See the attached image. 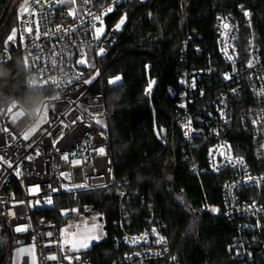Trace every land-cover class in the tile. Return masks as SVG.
<instances>
[{
  "label": "built area",
  "instance_id": "1",
  "mask_svg": "<svg viewBox=\"0 0 264 264\" xmlns=\"http://www.w3.org/2000/svg\"><path fill=\"white\" fill-rule=\"evenodd\" d=\"M134 1L109 0L98 6L96 0H74V3L0 0V68L19 56L25 65L26 90L32 91L39 85L47 94L56 90L60 97L48 105L45 118L39 117L30 125L24 123L25 113L15 109V104L6 111L0 108V156L4 157L0 160V219L5 220L16 245H35L37 264H91L84 252L73 251L63 243L66 225L60 228L54 219L39 217L36 211L58 208L64 218L76 213L89 214L94 211V205L80 200L82 195L120 185L112 178L104 99L92 90L103 75L105 58L127 24L126 15L124 24L116 28L126 13L114 21L112 17L121 6ZM245 12L251 13L250 18ZM242 14L251 25L253 13L245 9ZM224 23L230 27L223 28ZM99 27L104 28V33L97 38L95 32ZM215 27L217 57L210 55L206 67L184 70L179 87L171 91L177 98L175 126L181 129L183 142L191 150L197 148L196 140H212L207 153L210 171L230 172L221 204H207L201 212L234 226L236 236L231 250L238 264H264V211L261 210L264 207V57L253 30L246 54H241L240 27L234 16L220 17ZM28 28L32 31L28 32ZM14 30L15 38L9 40ZM190 44L188 37L185 54ZM101 48L105 50L103 55ZM193 50L198 55L202 53L199 46ZM82 59L87 63H79ZM225 74L230 78L226 79ZM40 75L44 79L56 78L58 85L50 82L44 86ZM85 80L92 82L87 84ZM244 89L253 100L240 101ZM236 106H243L239 109L238 122L251 133L254 156L251 163L245 155L238 154L228 138L235 123ZM97 113L102 123L93 118ZM25 133H30L27 139ZM100 147L105 149L104 154L98 151ZM65 155L68 160L64 159ZM239 157H243V164L235 163L234 158ZM17 170L20 175L16 174ZM190 170L195 176L200 175L199 164L194 159ZM36 186L39 190L33 191ZM119 191V214L113 223L116 232L111 236L118 256L111 264H180L171 253L166 225L155 203L122 185ZM57 197H63L64 202L56 203ZM132 200L141 202L142 222L134 219L140 212ZM19 226H27V230L16 231ZM159 237H164V241L158 242ZM133 238L137 242H131ZM51 256L57 259L52 260Z\"/></svg>",
  "mask_w": 264,
  "mask_h": 264
},
{
  "label": "trees",
  "instance_id": "2",
  "mask_svg": "<svg viewBox=\"0 0 264 264\" xmlns=\"http://www.w3.org/2000/svg\"><path fill=\"white\" fill-rule=\"evenodd\" d=\"M108 1L96 0V4L100 6ZM245 9L253 13L251 25L242 14ZM123 13L127 15L123 35L105 58L103 75L92 90L105 103L112 178L119 186L155 203L166 225L171 253L180 264H238L231 250L236 236L234 226L201 212L207 204H221L230 172L210 171L207 153L212 140H196L198 146L193 150L184 144L182 131L175 126L177 98L171 91L179 87L184 70L206 67L210 55L217 57L215 25L220 17L231 15L238 21L243 56L253 30L264 57V0H136L121 6L112 20ZM188 37L191 44L185 54ZM194 46L201 48V55L193 50ZM25 75V65L19 56L2 66L0 94L9 97L27 94ZM116 76L121 79L110 84L109 80ZM244 91L240 101L253 100ZM242 108L236 106L235 123L228 138L238 154L245 155L251 163L254 162L251 133L238 122ZM193 159L199 164V176L190 170ZM119 186L81 196L80 200L94 205L92 214L101 216L108 232L107 241L84 252L91 264H111L118 256L111 236L116 232L113 223L119 214ZM262 191L264 204V187ZM62 198H55V202L63 203ZM131 203L140 212L134 219L142 222L141 202ZM36 213L54 219L60 228L73 216L62 217L58 208ZM15 246L5 220L0 219V264H13Z\"/></svg>",
  "mask_w": 264,
  "mask_h": 264
},
{
  "label": "snow or ice",
  "instance_id": "3",
  "mask_svg": "<svg viewBox=\"0 0 264 264\" xmlns=\"http://www.w3.org/2000/svg\"><path fill=\"white\" fill-rule=\"evenodd\" d=\"M68 2H69V3H74V0H68ZM241 7H243V6H241ZM22 11H26V9H22ZM108 11L110 12V11H112V9L109 7V8H108ZM73 14H74V13H73ZM245 15H246V16H249V18H250L251 13H250V12H245ZM96 19H97V20H100V23L103 24V21L101 20V18H100L99 16H97ZM125 19H126V14H125L124 18H122V19L120 20V22L116 25V28H117V29H119V28L124 24V20H125ZM229 27H230L229 24H227V23H224V24H223V28L228 29ZM27 31H28V32H31L32 29H31V28H28ZM103 33H104V28H103V27H99V28L96 29L95 35H96V37L98 38V37H99L100 35H102ZM15 35H16V33H15V30H14L13 33H12V35H10V36L8 37V39H9V40H13V39L15 38ZM104 51H105V50H104L103 48H101V49H100V54L103 55V54H104ZM79 63L84 64V63H87V61L82 59L81 61H79ZM249 67H252V62H251V61H249ZM98 74H99V73H97V75H98ZM40 78H41V81L43 82V85H44V86H45V85H48L50 82H51V84H53V85H58V80H57L56 78L44 79L42 75H40ZM225 78L228 79V78H230V77H229L227 74H225ZM120 79H121V77L116 76V77L110 79V80H109V83H110V84L116 83V82L119 81ZM91 82H92L91 80H85V81H84V83H87V84H90ZM193 86H194V85H193ZM262 94H264V90H262ZM52 99H53V100H59L60 97L57 96V97H53ZM9 112H12V110L10 109ZM47 114H48V105L46 104V105L44 106L42 112L40 113V116H39L40 119L45 118V117L47 116ZM98 116H99L98 113H97V114H93V118H96V122H97V123H102V122L98 119ZM253 122L256 123L255 120H254ZM188 123L190 124V121H189ZM32 131H34V129H33ZM29 134H30V133H25V134H24V139H27ZM98 151H99L101 154H104V153H105V149H104L103 147H100V148L98 149ZM64 159H65V160H68V156L65 155V156H64ZM0 160H4V157L0 156ZM234 161H235V163H238V164H243V163H244V161H243V157L234 158ZM5 163H8V166H9V167L12 166L11 163H10L9 161H5ZM75 163H80V161H75ZM16 174H17V175H20V171L17 170V173H16ZM61 175L65 176V177H68V176H69L68 173H61ZM248 179L251 180L252 177H248ZM74 187H76V188H79V187H86V185H74ZM38 190H39V186H36V188L33 189V191H38ZM54 190H55V189H54ZM47 202H48L49 204H51V203H52L51 198H48ZM37 203H38V201H37ZM261 210L264 211V207H262ZM214 211H218V209H214ZM12 214L14 215V213H12ZM98 227H99L98 225H93L92 228H88L87 226H85V229H84V231H83L82 233H79V232H78V233H71V234L68 233L67 230L65 229V230H64V240H63V243H64L65 245H70V246H71V249H72L73 251H77V252H78V251H80L81 249H86V248L89 246V243H90L92 240H99V239H100V235H98V234H97V231H96ZM26 230H27V226H19V227L16 228V231H18V232H19V231H26ZM152 231H155V229H152ZM48 235H51V233H48ZM145 235H147V234H145ZM164 239H165L164 237H159V241H158V242H163ZM131 242L135 243V242H137V239H136V238H133ZM20 251H25V250L22 249V250H20ZM27 251L32 255L33 264H35V245L31 246V248L28 249ZM49 258L52 259V260H56V259H57L56 256H51V257H49ZM64 258H65V259H68V260H72V259H73V257H71V256H65ZM173 259H175V258L173 257Z\"/></svg>",
  "mask_w": 264,
  "mask_h": 264
},
{
  "label": "rangeland",
  "instance_id": "4",
  "mask_svg": "<svg viewBox=\"0 0 264 264\" xmlns=\"http://www.w3.org/2000/svg\"><path fill=\"white\" fill-rule=\"evenodd\" d=\"M141 1H146V0H141ZM93 225L99 226L96 231L97 234L100 235V239L92 240L86 249H81L78 252L88 251L89 249L92 248V246L108 240V232L105 228V223L102 221L101 216L99 214L76 213L73 214L72 218L69 220V223L64 227L63 232L66 229L67 232L71 234L78 232L82 233L85 229V226H87L88 228H92ZM31 246L33 245L32 244H25L19 246L16 245L13 248V254H12L13 264H33L32 255L27 251L28 249L31 248ZM22 249L25 251H20ZM35 264H37L36 252H35Z\"/></svg>",
  "mask_w": 264,
  "mask_h": 264
},
{
  "label": "clouds",
  "instance_id": "5",
  "mask_svg": "<svg viewBox=\"0 0 264 264\" xmlns=\"http://www.w3.org/2000/svg\"><path fill=\"white\" fill-rule=\"evenodd\" d=\"M59 96V92L54 90L51 94L45 93L41 90L40 86L37 85L34 90L29 91L27 94L15 97V96H5L0 94V108H3L5 111L8 107L15 104V109L23 111L25 113L24 123L26 125L34 124L40 116L44 106L50 105L53 97ZM37 109L40 111L37 112Z\"/></svg>",
  "mask_w": 264,
  "mask_h": 264
}]
</instances>
